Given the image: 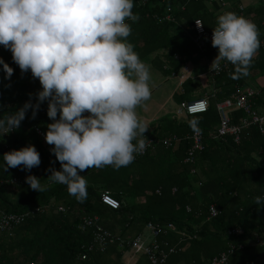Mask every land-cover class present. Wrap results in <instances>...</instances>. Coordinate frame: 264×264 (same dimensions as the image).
Segmentation results:
<instances>
[{
    "label": "trees",
    "instance_id": "trees-1",
    "mask_svg": "<svg viewBox=\"0 0 264 264\" xmlns=\"http://www.w3.org/2000/svg\"><path fill=\"white\" fill-rule=\"evenodd\" d=\"M133 3L132 11L139 19L126 21L132 29L127 40L141 60L161 47L180 52L185 60L193 54L192 50L217 52L209 42L202 51L192 42L196 34L195 20L203 22V29L209 31L207 22L213 17L207 1L133 0ZM0 59L13 69L10 79H5L0 65L2 117L21 107L30 99L29 94L35 102L41 86L30 72L21 73L10 51L3 46H0ZM184 59L173 57L174 62L171 59L169 63L172 72H163L174 74ZM229 64L228 72L213 76L226 87L234 82V66ZM252 67L264 74V66L257 63ZM242 83L243 80L235 81L237 85ZM194 89L184 82L183 92L176 94V101H190ZM252 101L255 107L264 110V89ZM46 110L45 102L35 119L30 118L29 111L18 130L0 139V212L27 213L11 233L0 234V264H125L123 257L130 252V241L139 236L149 241L148 224L160 229L157 242L175 247V252L163 264H208L229 245H234L235 251L227 264L264 262V247L259 244L264 239V205H256L254 201L264 194V135L255 127H250L239 143L211 139L218 115L210 103L206 113L189 117L187 123L164 120V127L160 126L157 132L148 130L144 136L166 139L175 135L180 139L176 146L155 145L153 150L119 169L107 166L81 172L87 181V196L81 202L68 194L66 185L47 179L50 175L47 169L59 170L60 164L50 151L52 146L45 147L35 131L37 128L44 133L51 123ZM234 114L233 122L243 116L239 110ZM192 130L202 134L204 149L194 154L192 164H184L191 145L186 136ZM28 144L39 152L40 165L30 171L4 170L2 154ZM192 169L196 170L195 174L191 173ZM28 175L40 178L44 190L37 192L29 185L14 184L13 180H24ZM103 192L116 199L119 207L111 209L104 205L100 200ZM210 206L217 210L212 218H208ZM59 207L65 212L58 211ZM37 208L41 210L36 211ZM94 216L97 217L95 224L81 231L82 218ZM165 224H171L176 231H162ZM236 227L243 234L230 235L229 231ZM97 228L110 237L103 242L96 240ZM130 264L150 262L145 256H139Z\"/></svg>",
    "mask_w": 264,
    "mask_h": 264
},
{
    "label": "clouds",
    "instance_id": "clouds-1",
    "mask_svg": "<svg viewBox=\"0 0 264 264\" xmlns=\"http://www.w3.org/2000/svg\"><path fill=\"white\" fill-rule=\"evenodd\" d=\"M133 7V0H0V46L10 51L21 73L30 72L41 86L35 102L29 94L15 112L0 117V139L18 130L29 111L35 119L46 102L51 123L43 138L60 164L59 170L47 169V179L66 185L81 202L87 196L81 172L127 166L150 142L136 111L151 96L150 71L127 40L132 29L126 21L139 19ZM196 25L202 28L203 22ZM211 45L217 49L212 69L226 60L234 66V78L246 76L260 48L259 29L225 12L217 17ZM0 65L10 79L13 69L2 59ZM2 157L4 170L30 171L41 163L31 144ZM25 180L32 190H44L40 178ZM254 201L264 205V196Z\"/></svg>",
    "mask_w": 264,
    "mask_h": 264
},
{
    "label": "built area",
    "instance_id": "built-area-1",
    "mask_svg": "<svg viewBox=\"0 0 264 264\" xmlns=\"http://www.w3.org/2000/svg\"><path fill=\"white\" fill-rule=\"evenodd\" d=\"M212 2L214 0H205ZM220 3L221 7L223 3L221 0H216ZM240 8V7H239ZM233 12V11H231ZM196 21H194V29L196 32V38L194 39L195 44L199 48H203L204 45L209 42L211 43L212 32H207L202 28H198L196 25ZM177 60H181L180 57H176ZM219 70H214L210 66L208 67L207 74L210 76H217L221 73L228 72L230 70V65L228 63L220 62ZM182 68L185 73H189V67L182 60ZM235 100L226 99L222 102H219L216 105V111L218 115V122L215 128L211 132V139L218 142H225L227 139H231L234 143H239L241 136L250 128L255 127L260 135H264V111L259 112L254 108L252 99L257 96V93L252 91L248 87H244V89L237 88L236 89ZM181 110L187 116H198L203 113H206L209 108V104L207 99L205 98H197L190 100L188 102L180 103ZM236 109L243 113V116L238 120L237 123H234L229 115V110ZM37 135L42 139V143L45 147H49L44 138L43 132L39 129H35ZM150 142L147 143L146 149L139 154L135 155V158L139 156L145 155L147 152L154 149L155 145L163 144L164 146H176L180 139L175 135H172L169 138H147ZM186 139L191 141V145L186 152V156L183 160L184 164H192L194 154L200 152L204 149L203 145V137L199 130H192L190 134L186 136ZM135 143V142H134ZM192 174L196 173L195 169L191 170ZM14 184L26 185V180H13ZM261 196H264L261 195ZM101 202L111 209H116L119 207V202L114 199L108 192H103L100 196ZM41 210L39 208L36 211ZM58 211L64 213L65 209L63 207H59ZM189 211V208H187ZM217 215V210L210 206L209 208V217L212 218ZM27 216V213L15 214V213H5L0 212V234L11 233L14 228L18 227ZM97 221V217L92 218H82L79 229L84 231L86 228L91 227ZM146 229L150 232L149 241H145L141 236L136 237L132 241H130V254L131 260L137 259L139 256H145L150 264H163L167 259L169 254H173L175 252V247H169L166 242L160 244L157 242L156 238L159 236L160 229L158 227L153 226L152 224H148ZM163 230L176 231L171 224H165L162 227ZM230 235H241L243 234V230L241 228H234L229 231ZM109 238V233L103 231L100 228H97V233L95 234V239L99 242H103L106 238ZM259 244L264 247V239L259 241ZM235 246L229 245L225 251H222L215 257L211 258L208 264H227L229 257L234 254ZM138 256V257H135ZM84 258V257H83ZM126 264V263H125Z\"/></svg>",
    "mask_w": 264,
    "mask_h": 264
},
{
    "label": "crops",
    "instance_id": "crops-1",
    "mask_svg": "<svg viewBox=\"0 0 264 264\" xmlns=\"http://www.w3.org/2000/svg\"><path fill=\"white\" fill-rule=\"evenodd\" d=\"M221 2L223 3L222 7L216 0L212 2L207 1L206 6L212 12V17L214 19L208 20L207 27L209 31L207 32H212V29L216 26V18L219 15L231 11L252 21L259 29L260 48L252 59L248 75L232 78L234 82L231 83L229 87H226L221 81L216 82L213 76L207 74L208 67L216 57L217 52L197 53L192 50L190 53L193 54L189 55V59L185 60L184 57L180 55V52V54L178 52H170L165 47L155 50L141 60L149 67L151 76L149 81L151 96L142 106L136 109L139 117L147 125L149 131L157 132L160 126L164 127V124H162L164 120H172L176 124L187 123L190 116H187L184 111L181 110L180 103L176 101V94H182L183 92L182 85L184 82H187L189 87L194 86L195 88L190 94L189 100L195 97L205 98L208 104L210 103V105H213L215 108L219 102L226 99L235 100L237 88L244 89V87H248L252 91L258 92L257 95L264 89V74L258 73V71L253 70L252 67L257 63L260 67L264 66V0H221ZM195 38L196 34L192 38L194 44ZM195 46L198 50H203V48H199L196 44ZM170 54L172 55L170 56ZM258 54L261 55L257 56ZM173 57L184 59L185 61H183L186 62L189 67V73H185L182 64H179L180 66L178 65L174 74L166 75L163 70L172 72L169 63L171 59L174 62ZM220 62H222V60L219 61V63ZM241 80H243L242 84H235V81L239 82ZM199 95L202 97H199ZM220 96L223 97V99H221ZM254 108L259 112L264 111L259 107H255V105ZM237 111L236 109L229 110L232 121L235 117L234 113ZM137 187L139 189H144L139 185H137ZM162 240H164V238H162ZM163 242L164 241H162V243Z\"/></svg>",
    "mask_w": 264,
    "mask_h": 264
},
{
    "label": "rangeland",
    "instance_id": "rangeland-1",
    "mask_svg": "<svg viewBox=\"0 0 264 264\" xmlns=\"http://www.w3.org/2000/svg\"><path fill=\"white\" fill-rule=\"evenodd\" d=\"M155 74V73H154ZM146 235L147 233L145 232L144 233V237L146 238ZM123 260L126 264H130L133 260H131V257H130V254H126L124 257H123ZM264 260V259H263ZM258 264H264V262H259Z\"/></svg>",
    "mask_w": 264,
    "mask_h": 264
}]
</instances>
